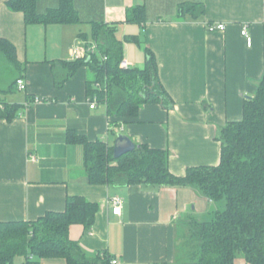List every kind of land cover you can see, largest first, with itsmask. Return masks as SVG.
Wrapping results in <instances>:
<instances>
[{"label": "crops", "instance_id": "1", "mask_svg": "<svg viewBox=\"0 0 264 264\" xmlns=\"http://www.w3.org/2000/svg\"><path fill=\"white\" fill-rule=\"evenodd\" d=\"M72 2L80 23L43 25L27 24L22 12L0 0V38L16 47L27 84L23 97L9 103L24 106L19 115L12 121L0 118V223L61 213L68 197L81 196L99 205L89 230L82 224L69 229L71 240L88 254L105 252L119 264H181L186 218L206 219L213 205L192 188L91 185L83 147L68 143L67 137L75 132L114 150L118 135H125L136 146L167 151L176 176L192 167L218 165L222 127L241 120L244 101L254 97L264 75V0ZM188 3L203 4L204 14L195 18L181 13ZM60 5L61 0H39L37 12L45 14ZM139 7L145 10L143 20L129 21ZM95 24L117 29L123 60L132 68L145 67L146 50L154 54L173 108L143 105L132 119L108 117L99 102L90 108L88 84L94 72L85 65L66 79L62 64L75 61V50L95 43ZM217 24H224L225 30L210 29ZM132 37L139 43L127 41ZM36 98L42 102L32 103ZM117 196L122 199L119 215L111 205ZM36 264L67 263L43 259ZM234 264L249 263L238 256Z\"/></svg>", "mask_w": 264, "mask_h": 264}, {"label": "trees", "instance_id": "2", "mask_svg": "<svg viewBox=\"0 0 264 264\" xmlns=\"http://www.w3.org/2000/svg\"><path fill=\"white\" fill-rule=\"evenodd\" d=\"M38 1L7 0V6L22 12L27 24L80 23L72 0H61L58 9L45 14L37 12ZM144 13V8H136L129 21H142ZM181 13H192L198 18L204 14V5L184 4ZM116 31L115 27L93 25L91 37L97 52L90 59L62 64L66 79L80 67L89 66L95 74L94 81L88 84L89 96L106 106L108 117L132 119L147 104L173 108L150 50H146L148 59L143 69L120 67L124 45L117 39ZM127 41L139 43L137 37ZM0 54L14 74L12 84L7 90L0 89V94L11 93L16 81L23 77V70L16 47L9 40L0 38ZM23 108L5 102L0 118L12 121ZM67 141L83 147L86 178L91 185H141L153 190L192 188L213 205L206 219L186 218L181 264H234L238 256L249 264H264V75L254 97L244 101L241 120L222 127L221 158L216 166L192 167L184 176H176L169 168L165 150L142 144L115 158L113 147L103 141L91 142L75 132L69 133ZM98 211V204L73 196L66 199L61 213L50 212L36 221L0 223V264H15L17 257L23 258L24 264L43 259H63L67 264H110L107 253L88 254L69 236V229L75 224L89 230Z\"/></svg>", "mask_w": 264, "mask_h": 264}, {"label": "built area", "instance_id": "3", "mask_svg": "<svg viewBox=\"0 0 264 264\" xmlns=\"http://www.w3.org/2000/svg\"><path fill=\"white\" fill-rule=\"evenodd\" d=\"M225 25L224 24H217V25H213V26H210V29L211 30H221V31H224L225 30ZM242 35L246 38V41H247V44L248 46H251L252 45V38L251 36L249 35L248 31H247V28H243L242 30ZM97 44L96 43H93L91 46L85 48V49H77L75 50L74 54H73V59L74 60H78V59H90L91 55L95 54L97 52ZM107 57H104L103 60H106ZM120 67L123 68V69H129L131 68V65L126 62L125 60H123L121 63H120ZM16 86H17V89L21 92H24L27 90V84L25 82V80L23 78H20L16 81ZM97 86H99L97 84ZM42 100L39 99V98H36L32 103L36 104V103H41ZM89 103H90V108L91 109H95L97 107V104H98V100L96 98L94 99H89ZM30 104H26L25 106H29ZM5 106V101L3 100L2 96L0 95V108L3 109ZM121 204H122V199L120 197H114L112 200H111V205L113 207V213L115 215H119L121 213ZM111 264H119L118 260H112L111 261Z\"/></svg>", "mask_w": 264, "mask_h": 264}, {"label": "rangeland", "instance_id": "4", "mask_svg": "<svg viewBox=\"0 0 264 264\" xmlns=\"http://www.w3.org/2000/svg\"><path fill=\"white\" fill-rule=\"evenodd\" d=\"M14 80V74L12 69L7 63L5 57L0 54V89L7 90ZM12 93L3 94L4 98L8 103L12 101H18L19 98L23 97L24 92L18 91L16 87L13 88ZM20 257L15 259V264H18Z\"/></svg>", "mask_w": 264, "mask_h": 264}, {"label": "water", "instance_id": "5", "mask_svg": "<svg viewBox=\"0 0 264 264\" xmlns=\"http://www.w3.org/2000/svg\"><path fill=\"white\" fill-rule=\"evenodd\" d=\"M136 145L127 136L119 134L115 146H114V157L120 158L121 156L130 153L136 149Z\"/></svg>", "mask_w": 264, "mask_h": 264}]
</instances>
